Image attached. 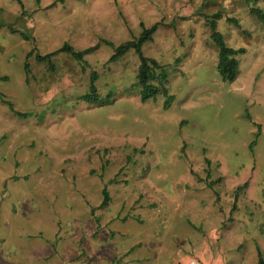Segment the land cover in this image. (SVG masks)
Masks as SVG:
<instances>
[{
	"label": "rangeland",
	"instance_id": "obj_1",
	"mask_svg": "<svg viewBox=\"0 0 264 264\" xmlns=\"http://www.w3.org/2000/svg\"><path fill=\"white\" fill-rule=\"evenodd\" d=\"M251 9L264 0H0V258L33 257L19 228L33 254L53 246L46 257L60 260L91 221L102 264H257V248L264 260V28ZM210 24L245 50L232 83ZM155 25L141 53L168 66L167 94L142 103L135 51L107 61ZM65 44L95 49L84 62L57 53L52 69L36 61ZM93 72L105 105L81 99ZM54 206L59 239L24 217L49 222Z\"/></svg>",
	"mask_w": 264,
	"mask_h": 264
},
{
	"label": "trees",
	"instance_id": "obj_2",
	"mask_svg": "<svg viewBox=\"0 0 264 264\" xmlns=\"http://www.w3.org/2000/svg\"><path fill=\"white\" fill-rule=\"evenodd\" d=\"M250 13L256 17L259 24L264 28V12L260 9H251ZM233 21L234 20L232 19H227L228 23H232ZM156 28L157 26L155 25L150 29H144L142 35L139 36L140 38L138 40L133 42H127L119 46L114 51V54L107 61V63H113L122 56H124L130 49H133L135 51L140 61L136 74V86L138 87L139 97L142 103H145L150 99H155L159 94H167L166 86L168 83V71H167L168 66L161 65L154 59L145 58L141 53L142 44L152 39V37L150 36L154 33ZM210 28L212 29L210 38L218 50V63H217L218 75L222 82L232 83L238 75V69H239L238 57L241 54H244L245 50L242 48L235 50L227 47L220 33L216 32L215 26L213 24L212 25L210 24ZM23 39H26V37H24ZM94 49L95 47H90L83 51H75L72 47L65 44L60 49L53 51L45 56L37 55L36 61L39 63H47L52 69L53 68L52 58L55 57L57 53L65 52L73 56L76 61L84 62L85 55L90 54L91 52L94 51ZM30 55L31 54H28L27 57H29ZM23 68H24V72L28 74L29 68L27 63L24 64ZM96 78H97V74L94 72L91 73V81H92L91 86L89 88L88 93L83 95L81 99L90 104L95 103L98 105H105V103L98 100L96 87L93 86L94 82L96 81ZM0 98L1 99L3 98L1 94H0ZM168 98H169L168 99L169 102L166 103V107H169V105L171 104L170 102L172 100V97L169 96ZM7 104L9 105L10 110L14 112L12 105L10 103ZM14 114L20 116L24 115L18 113H14ZM102 193L104 198L103 201L101 202L100 207H106L109 203V196L106 189L104 188ZM256 263L264 264V260L258 248H257Z\"/></svg>",
	"mask_w": 264,
	"mask_h": 264
},
{
	"label": "crops",
	"instance_id": "obj_3",
	"mask_svg": "<svg viewBox=\"0 0 264 264\" xmlns=\"http://www.w3.org/2000/svg\"><path fill=\"white\" fill-rule=\"evenodd\" d=\"M54 168H57V167H54ZM192 183L194 184L193 188H195L196 187L195 185L197 184V180L194 179L192 181ZM16 194L19 195V191H17ZM189 199L186 202L184 200H182L183 201L182 205L184 204L186 209H192L193 208V205L188 203ZM33 200H38V201L41 202V196L40 195H36V196H34ZM100 205H101V203L98 204L97 207H99ZM97 207H95V208H97ZM3 210L5 211V209H3ZM3 210L0 211V216H4L5 213H4ZM9 210L10 211L13 210L12 211L13 214L16 213L14 208H12L11 206H9ZM49 214H50L49 218H51V220L49 222H47L46 218H44L43 215L41 213H39L38 210L26 211L25 214H24V217H26V216L31 217L32 216V217L36 218V221L34 220V225H39L38 226V232H39L40 236H41L42 231L44 230V231H46L49 234L55 235L56 238L59 239L60 238L59 237V233L60 232H59V230L56 227H57V224H59V219H57V217H58V215H61V212L58 209H56V207L54 206L52 212L50 211ZM66 214H68V211H66ZM104 218L110 219V217H104ZM93 221L95 222V220H93ZM108 223H111V224H114V225L115 224H125V222L124 223H121V222L116 223L115 221H111V220H108ZM73 224L77 225L76 222H74ZM80 225H82V224H80ZM102 225L104 226V225H106V223L102 224ZM98 226H99L98 224L93 226L91 224V221H89L87 224L84 223L82 225V227L81 226L78 227V225H77L75 227V229H76L75 235L71 234V236H70L71 242L69 244H65L64 245L65 250L61 251L62 253L64 251V255L62 256L61 252H60V255H61V259L60 260H48L52 256H49V257H46V256L56 253V250H55V252L49 251V249L52 248L53 246L52 247L51 246L48 247V245L42 246L41 243H40L41 244V248L37 249L36 252L33 254L31 252V250H30L31 243L27 242V240L28 239H34V237L29 234L30 231L28 232V230L24 231V230H20L19 228H16L15 231L16 232H20V240L17 243H15V245H17L19 248L18 247H16V248H18V249L23 248V250L25 252H27V254L33 255V257H28L25 254L26 256L22 260H19L18 264H102L103 263V261H102L103 258L106 259V257H104L105 254H106V250H102L101 251L100 250L101 247H99V246L97 247L98 249L92 247V251L88 250L90 248V246H88V242H86V237H85V234H84V233H87V236L93 235L97 231L96 228ZM28 229H30V228L28 227ZM112 230L113 231H115V230L117 231V229H114V228H112ZM116 231L114 233H116ZM24 233H27V236H25ZM23 236H25V238ZM3 240H5V238ZM65 240L68 242L67 238H65ZM83 242H85V243L83 244ZM83 245H84L85 249L83 248ZM79 252H82V254L78 255ZM115 252L117 253V250ZM115 252H114V250H109V253L115 254ZM127 253L128 252H126L125 255ZM91 256H92V258H91L92 262H90V257ZM93 257H96V258H93ZM132 260L133 259H129L128 262H131ZM125 262H126V260H125ZM3 263L10 264L8 259H6L4 257H1L0 258V264H3ZM136 263H134V264H136ZM14 264H17V262L14 263Z\"/></svg>",
	"mask_w": 264,
	"mask_h": 264
},
{
	"label": "built area",
	"instance_id": "obj_4",
	"mask_svg": "<svg viewBox=\"0 0 264 264\" xmlns=\"http://www.w3.org/2000/svg\"><path fill=\"white\" fill-rule=\"evenodd\" d=\"M192 264H196V263H192Z\"/></svg>",
	"mask_w": 264,
	"mask_h": 264
}]
</instances>
